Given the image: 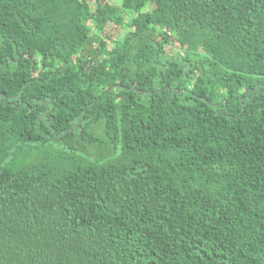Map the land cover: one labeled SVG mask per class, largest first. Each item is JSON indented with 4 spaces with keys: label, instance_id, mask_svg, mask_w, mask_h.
<instances>
[{
    "label": "trees",
    "instance_id": "obj_1",
    "mask_svg": "<svg viewBox=\"0 0 264 264\" xmlns=\"http://www.w3.org/2000/svg\"><path fill=\"white\" fill-rule=\"evenodd\" d=\"M117 1L0 0V264H264V0Z\"/></svg>",
    "mask_w": 264,
    "mask_h": 264
},
{
    "label": "rangeland",
    "instance_id": "obj_2",
    "mask_svg": "<svg viewBox=\"0 0 264 264\" xmlns=\"http://www.w3.org/2000/svg\"><path fill=\"white\" fill-rule=\"evenodd\" d=\"M107 2L109 3H116L118 4L117 0H107ZM121 33V30L115 26L114 24H111L110 26L106 27L103 31V36H109L112 37L113 39L117 37V35H119ZM179 45L178 44H173L171 46L168 47V52L175 50L176 48H178Z\"/></svg>",
    "mask_w": 264,
    "mask_h": 264
}]
</instances>
